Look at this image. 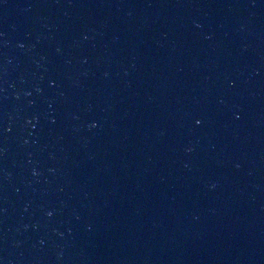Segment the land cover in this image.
Wrapping results in <instances>:
<instances>
[{
  "label": "water",
  "instance_id": "95a60500",
  "mask_svg": "<svg viewBox=\"0 0 264 264\" xmlns=\"http://www.w3.org/2000/svg\"><path fill=\"white\" fill-rule=\"evenodd\" d=\"M0 264H264V0H0Z\"/></svg>",
  "mask_w": 264,
  "mask_h": 264
}]
</instances>
